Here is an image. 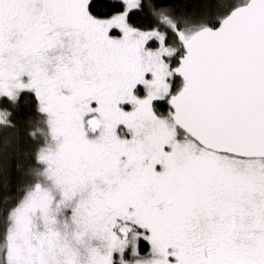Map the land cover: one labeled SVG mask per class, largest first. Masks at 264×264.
Returning a JSON list of instances; mask_svg holds the SVG:
<instances>
[{
  "label": "snow or ice",
  "instance_id": "1",
  "mask_svg": "<svg viewBox=\"0 0 264 264\" xmlns=\"http://www.w3.org/2000/svg\"><path fill=\"white\" fill-rule=\"evenodd\" d=\"M0 264H264V0H0Z\"/></svg>",
  "mask_w": 264,
  "mask_h": 264
}]
</instances>
